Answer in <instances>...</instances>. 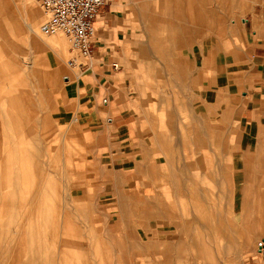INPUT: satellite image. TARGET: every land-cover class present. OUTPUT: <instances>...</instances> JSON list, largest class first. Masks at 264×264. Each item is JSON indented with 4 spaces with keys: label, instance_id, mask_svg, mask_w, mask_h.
I'll list each match as a JSON object with an SVG mask.
<instances>
[{
    "label": "rangeland",
    "instance_id": "obj_1",
    "mask_svg": "<svg viewBox=\"0 0 264 264\" xmlns=\"http://www.w3.org/2000/svg\"><path fill=\"white\" fill-rule=\"evenodd\" d=\"M27 4L38 10L42 27L47 15L34 0H0L1 263H12L20 243L24 244L23 262L20 258L18 264H30L28 257L33 252L43 264H63L66 259L72 264H158L164 258L153 256L155 251L151 248L143 250L145 241L153 246L157 241L179 237L190 246L194 244L192 235H197L208 244V253L212 256L194 258L192 254L197 249L189 247L186 255L175 257L172 264H234V256L250 246L244 217L248 200L256 192L264 191V187L252 182L264 181V178L230 177L228 187V183L223 182L228 179L216 178L212 172L216 170L213 166L216 157L226 155L233 160L234 168H240L245 156L253 159L251 173L264 175V118L261 130L256 128L251 121L253 113H248L252 104L243 102L251 99L252 91L247 93L241 84L249 80L254 87L258 82L251 60L247 64L244 52L247 45L258 46V40L254 44L247 42L256 40L255 35L264 40V19L257 28L248 27L251 15L264 14V0H179L177 16L173 8L165 5V0H105L96 19L101 18L111 27L113 19L107 15L113 12L120 18L119 25L111 37L108 32L100 34L102 43L98 45L95 44L98 34L96 32L94 38L93 31L95 48L86 60L70 52L69 43L61 34L55 36L63 39L62 51L49 43L47 46L35 43L37 40L28 30L16 32L18 26L23 28V18L27 19L24 14ZM114 4L118 5L116 9H113ZM192 9L199 15L209 16V26L199 28L197 17H186L185 10ZM161 10L166 16L159 18ZM147 16L153 19V25H145ZM159 19L167 21L168 25L197 31L180 44L167 43L168 60H182L185 66V80L179 81L176 87L168 79L172 72L170 62L161 59L153 49L156 39L147 40L151 30L158 31ZM3 21L9 27L13 24L12 32L5 33ZM258 47L264 48V42ZM251 50L255 56L264 58V50ZM60 55L62 59H58ZM71 58L77 61L68 66ZM86 66L90 68L85 70ZM75 68L83 76L82 80H87L89 75L93 79L88 83L81 81L77 86L69 76ZM123 72L137 78L131 83L138 85V90L127 88L129 81L125 74L117 77ZM224 86L229 87V92L223 90ZM200 93L209 109H216L215 113L208 111L204 125L198 114L204 109L196 98ZM22 95L30 105L21 102ZM246 95L249 96L243 98ZM11 97L18 102L16 106H10ZM260 102L264 117V91ZM167 109L171 123L173 115L181 118L177 136L173 138L181 144L165 146L170 149V166L165 164L161 169L159 161L151 163L156 171L167 174L171 168L184 167L182 198L177 197L170 186L153 182L156 171L149 167L133 170L142 159L157 156V151L144 139L143 129L161 125V129L168 132L172 124H168V117L164 116ZM131 110L143 116L145 124L136 122L134 115L129 114ZM225 113L229 117L226 120ZM236 114L239 117L230 119ZM123 140L126 146L134 148V153L128 148L121 150ZM257 140L261 141V146H257ZM248 147L251 155L246 153ZM201 156L214 159L201 161L202 171L189 163V159ZM127 159L128 164L122 162ZM154 199H161L174 208L163 214L159 219L162 221L150 215L156 212L154 206L158 205ZM48 200L53 204L51 209H47ZM141 200L147 206L145 218L137 217ZM150 202L152 206L148 205ZM9 205L13 206L11 210ZM25 206L30 209V216L25 215ZM53 210L54 218H51ZM202 211L204 217L200 218ZM64 220L70 221L74 231L63 232ZM143 222L147 239L141 232ZM172 222H180L181 229L188 232L177 233L170 225ZM163 223L168 227L163 228ZM19 226L21 232L16 230ZM25 226L29 228L24 230ZM36 246L38 251H34ZM65 249L66 256H61L59 250ZM106 251L108 257L104 254Z\"/></svg>",
    "mask_w": 264,
    "mask_h": 264
},
{
    "label": "crops",
    "instance_id": "obj_2",
    "mask_svg": "<svg viewBox=\"0 0 264 264\" xmlns=\"http://www.w3.org/2000/svg\"><path fill=\"white\" fill-rule=\"evenodd\" d=\"M178 2H179V0H165V5L168 4L170 6V9L173 8L175 16H177V14H178L177 13L178 10L176 7V6H178ZM116 7H118V5L114 4L113 9H116ZM162 11L163 10H161V12ZM185 13H186L185 16L187 15L186 17H190V18L197 17L196 23L199 26V28H202L203 25L209 26V16H206L204 14L199 15L198 13H195L194 9H192L189 12H187L185 10ZM163 15H165V13L162 12L160 14V16H158V17L162 18ZM107 16H110L113 19L111 27L106 26L105 23L101 20V18H98V20L95 19V21L93 23V28H95V34H96V32L98 34V37L95 40L96 45L102 43V41L100 39V34H102L103 32H108L110 34V36L108 35V37H111L119 25V21H120L119 19L120 18H118L115 13L111 12V14H109ZM170 17L172 18V14L170 15ZM263 19H264V14L262 12H260L256 15H251L252 21L251 20L249 21L248 27L250 29H251V27L257 28L258 24L261 23L263 21ZM147 24L148 25L154 24L153 19L149 16H147L145 25H147ZM157 24H158V31L155 32L154 30H151L152 33H150L148 35L147 40L153 42V40L156 39L155 45L153 46V49L155 51L157 50L161 59L170 62V65L172 66V69H171L172 72L170 73V75H168V79L170 82L173 83L174 87H176L177 83L179 81L185 80V75H186V72H184L185 66L182 63V60L180 61L176 58H171V61L168 60L170 57L165 55V49L167 48V43H171V44H175V45L180 44L184 41V39L189 40L191 38L192 34L197 33V31H194L193 29H182L176 25H168L167 21L163 22L162 19H159ZM155 33H157V34H155ZM198 33H199V31H198ZM200 33H201V31H200ZM255 37H256V40L255 39L251 40V41L248 40L247 42L254 44V42H257V40H258V46L264 42V40L263 39L261 40V37L258 34L255 35ZM94 38H95V35H94ZM125 43L126 42H124L123 44H125ZM258 46L257 45H247L245 52H244L247 64L251 60L250 62H251L252 68L254 69L253 73H255L254 76H256L255 78H256V81H258V82L255 84L256 86H254V87L250 85L249 80L248 81L245 80V82H242L241 84L243 87H246L247 93L249 90L252 91L251 99L250 100L244 99L243 102L245 101V103H247V104H248V102L252 104V107H251L252 109H250L248 111V113L249 112L253 113L251 116V121L254 123L256 128H258V129L260 128V130H261V125H262V121L264 118L263 113L261 111V105H263V104H260L261 103L260 102V95H261L262 91H264V58L263 57L260 58L258 55L255 56V54L251 50V48L258 49V50H264L263 47H258ZM93 48H95L94 44H93ZM76 57H78V56H76ZM79 59H83V58L79 57ZM83 60H86V59H83ZM76 61H77V59L75 60V62ZM77 66H79V65H77ZM80 68H84V67L81 66ZM89 68L90 67L86 66L85 70H88ZM122 74H125L127 76L126 78H128L129 85L127 86V88H134V89L138 90V88H139L138 85H134L131 83V81H133V80L135 81L137 78L133 75L128 76L125 72L121 73L120 75H117V77L119 78ZM69 76H70V78L72 77L76 81L77 86L79 84H81V81H85V83L86 82L88 83L91 79H93V76L89 75L87 77L88 78L87 80L86 79L82 80L83 76H80V73L76 68L74 70H72V76L71 75H69ZM65 79H67V78L65 77ZM47 83L49 84L48 79H47ZM228 89H229L228 86L223 87V90H225V92H229ZM13 92H14V90L11 91V93H13ZM248 96L249 95L243 96V98H247ZM15 97H16V99H18V95H15ZM19 98H20L22 103L30 105V102L28 101V99H25L23 95H22V97L20 96ZM196 98H198L197 99L198 103H201V105L204 106V109H201L198 111L199 112L198 114L200 116V120L202 121V124L204 125L205 123H207L206 114L208 113V111L215 113L216 109H214V108L209 109V107H208L209 105H207V101H206V99H204L202 97L201 93L198 96H196ZM131 100H132V102H134L133 97ZM195 102H196V100H195ZM9 104L11 107H13V106H16L18 104V102L15 101L14 98L11 97V101H9ZM254 104L257 105L256 109L253 108L255 106ZM4 105H7V102H4ZM129 114L134 115L136 122L142 121V123L145 124V122H144L145 118L143 116H139L137 114L136 110H133V111L131 110L129 112ZM164 116L168 117L167 123L172 124L171 128L169 127L168 132L162 130L161 125H158L157 128H155L154 126L149 128L147 125H144V126H147V127H144V129H143L144 139H147L149 141V144H151L153 146V150L157 151V156L154 158H151V160L144 158L141 160L142 162L140 164L134 165L133 170H135L136 172L138 170L141 171L145 167H149L152 171H156V167L153 163H151V161H154V162L159 161V168H161V166H162L161 169L164 168L165 164L170 166V164L168 163V162H170L169 157L171 156L169 148H171V146L178 145L179 143L181 144V142H179V141H175V142L173 141L174 136H175V138L177 136V129H178L177 125H178V121H181V118H179V115L177 118H175V116L173 115L172 117H174V120L171 123V120H170L171 114H170V111L168 109L165 110ZM223 117L225 118V120L229 118L227 113H225L223 115ZM235 117H239V115L236 114L234 116H230V119H234ZM109 126H111V128H113V129H115L111 123H109ZM231 127L234 128V125ZM169 130H171L172 132H170ZM147 132L149 134H147ZM260 132H262V131H260ZM258 135H259V132L257 133V136ZM123 141H124V145H123V148L121 150L123 151V149L128 148V149H130V151L132 153H134L133 152V151H135L134 148L132 149L131 146H126L125 145L126 140H123ZM123 141H118V143H120V142L123 143ZM166 145H168L169 148H165ZM259 145L261 146L262 143H261V141L257 140V146H259ZM141 147H143V146H141ZM249 148L250 147L246 148V150H247L246 153H248V155H251L252 152L249 151ZM120 151H118V152H120ZM256 152H257V150H256ZM132 159L133 158H130V160H132ZM130 160L127 159V160H123L122 162H125V161L128 162ZM145 160H148V161H145ZM210 160H214V159H212V158L206 159L205 157L201 156L200 158L195 159V160L189 159V163L195 169L202 171L203 166L201 165L200 162L201 161H210ZM241 160H242L243 165L240 168L239 167L234 168V162L230 157H227L226 155H223V156L221 155L220 157H216L214 160L216 162L213 165L216 168V170H214L212 172V175L216 178L220 177L221 179L222 178L228 179L227 181H223L225 183L226 182L228 183V187H230V184H231L230 183V181H231L230 177H233V178H245V177L264 178V175L256 174V172L251 173L252 172L251 169L253 167L251 164L252 160H253L252 157L246 158L244 156ZM165 161H167V162H165ZM128 163H126V164H128ZM183 168L184 167L177 168V169L171 168V172H170L171 174L156 171V174H155L156 177L153 180V182H160V183H163L165 185L170 186L173 189L172 191L177 195V197L182 198L184 196L182 184H183V182H185L183 180L184 179L183 178ZM232 172H234L233 176H231ZM235 173H237V174H235ZM245 173H247V174H245ZM216 183L218 184V179L216 180ZM233 183L234 184L238 183V181H235V182L233 181ZM252 184L255 186H258V187H260V186L264 187V181H255V182H252ZM249 185H251V182H249ZM228 193L230 195L229 201H231L232 200L231 189L228 190ZM196 195H197V193H196ZM202 195H203V197H202L201 201L203 204L205 201V196H204L203 192H202ZM195 196H194V200H195ZM141 201H140L142 204L141 207L137 206V208L140 211V212L138 211L139 213H137V215H138L137 217L138 218H145L147 215V206L145 205L144 200H141ZM154 201L157 202L158 205L154 206V208L156 209V212H154V214L151 213L150 215L153 216L154 218H156L157 220L162 219L163 214L166 215V214H168L169 210L173 211V209H174L173 206L170 207L169 205H166L165 202L161 199H154ZM192 201H193V195H192ZM248 201H249V204H248V208L247 207L245 208L246 211H245L244 217H245V224H247L246 226H247V232H248V238L250 241V246H248V248H245V251L239 252L238 254H236L234 256V258H236V261L234 262V264H264V191L263 192H261V191L256 192L255 194H253V196H250ZM151 203L152 202L148 203V205L152 206ZM127 209H128V207H127ZM202 209H204V207ZM120 215L122 216L121 212H120ZM198 216H200V218H203L204 217L203 211H202L201 215H198ZM218 218H220L219 214L217 215V221H218ZM185 220L188 222L187 219H185ZM159 221H162V220H159ZM179 223L180 222H178V223L172 222V224H170V223L169 224L173 225L175 227L177 233L188 232L187 229H181ZM142 225H143V228H142L141 232L143 233V235H145V237L147 239L146 228H145L146 223L143 222ZM161 225L163 226V228L168 227L164 223ZM139 238H140V240H142L141 237H139ZM191 238H192L191 242H194V244L190 245V246L186 245L185 242H183L178 237V238H175V240L172 239V240L161 241V242L157 241L156 244L153 246H150L145 241L142 249L145 250L147 248H151L152 250L155 251V255H153V256H156V254H157L158 256L163 257L164 258L163 261H161V263H158V264H172L173 259L175 257H181V256L186 255L187 249H190V248L191 249H197L196 251H193L192 257H194V258H200L203 256H206V257L212 256V254L208 253V244L206 242H203L204 241L203 239H198L197 235H196V237H194V235H192ZM169 239H171V238H169ZM252 243L255 245V249L253 248L254 245L251 246ZM100 249L101 248L98 247V251H100ZM105 250H107V249H105ZM100 254H101V256L103 255L102 253H100ZM104 254L108 257L107 251ZM141 255H143V253Z\"/></svg>",
    "mask_w": 264,
    "mask_h": 264
},
{
    "label": "built area",
    "instance_id": "obj_3",
    "mask_svg": "<svg viewBox=\"0 0 264 264\" xmlns=\"http://www.w3.org/2000/svg\"><path fill=\"white\" fill-rule=\"evenodd\" d=\"M39 4L47 20L41 27L43 37L63 35L70 52L80 58H89L93 53V23L105 5V0H34ZM75 59L67 61L74 65ZM115 67V66H113Z\"/></svg>",
    "mask_w": 264,
    "mask_h": 264
},
{
    "label": "bare ground",
    "instance_id": "obj_4",
    "mask_svg": "<svg viewBox=\"0 0 264 264\" xmlns=\"http://www.w3.org/2000/svg\"><path fill=\"white\" fill-rule=\"evenodd\" d=\"M34 5V4H33ZM35 6V5H34ZM24 14L26 15V18L27 19H25V18H23V28H19V26H18V28L16 29V32H18V33H24L26 30H28L27 32H31V34L33 35V37H34V40H37V41H34L35 43H42L43 45H46V43L48 44L49 43V45H51V46H53L54 48H60L61 49V51H62V42H63V39H62V37L61 36H55V37H53V38H51V39H49V40H45L44 38H43V36H41V33H40V31H39V27H40V30H41V26L39 25L40 24V17H39V14H38V10L36 9V8H33L32 6H30V4L28 5L27 4V6H25V10H24ZM46 21H44V23H45ZM44 23H43V25H44ZM13 24H11V26H12ZM16 25V24H15ZM42 25V26H43ZM11 26L9 27V25H7V22H4L3 21V25H2V29H5V33H10V32H12L11 31ZM1 29V28H0ZM93 31H94V35H95V28H93ZM19 37V36H18ZM18 37H17V40H18ZM10 40H11V38L10 37H8L7 38V41L8 42H10ZM47 46V45H46ZM62 55V54H61ZM61 55H60V58L59 59H62L63 58V56H62V58H61ZM66 57V56H65ZM83 59H86V58H83ZM31 62V61H30ZM75 62V61H74ZM27 65V64H26ZM74 73V72H73ZM9 112H11V111H9ZM14 113V112H13ZM11 119V118H10ZM13 119V118H12ZM17 121V120H16ZM12 124V123H11ZM18 128V127H17ZM20 128V127H19ZM14 131V130H13ZM17 133V132H16ZM24 133V132H23ZM21 134V133H20ZM19 134V135H20ZM0 136H1V134H0ZM20 138V137H19ZM17 141V140H16ZM19 141V140H18ZM20 142V141H19ZM19 142H17V143H19ZM26 142L27 141H25V139H24V143L26 144ZM18 145H20L21 146V144H17L16 146H18ZM17 148V147H16ZM17 150H19L18 152H20V149L18 148ZM16 150V151H17ZM23 151V150H22ZM25 154V153H24ZM26 154H27V152H26ZM42 190V189H41ZM10 191V190H9ZM1 192V191H0ZM8 192V191H7ZM17 192V191H16ZM39 192V191H38ZM37 192V193H38ZM45 192V191H44ZM11 194V193H10ZM9 194V196H11ZM13 194V193H12ZM40 194H41V192H40ZM40 194H39V196H40ZM49 194L51 195V193L49 192ZM8 196V197H9ZM14 196V195H13ZM38 196V197H39ZM17 198H19L18 196H17ZM24 199V198H23ZM49 199V198H48ZM7 200V199H6ZM5 200V201H6ZM3 201H4V199H3ZM12 201V200H11ZM17 202H18V200L15 202L16 204H17ZM27 203V202H26ZM49 203V200H48V202H47V204ZM4 204V203H3ZM42 205V204H41ZM41 205L39 206V207H41ZM53 205V204H52ZM51 203H49V205L47 206L48 208L47 209H51ZM18 206V205H17ZM4 207V206H3ZM9 208H10V210L13 208V206H8ZM19 207V206H18ZM27 206H25V208H26ZM33 208H36V206L35 207H33ZM38 208V207H37ZM5 209H6V207H5ZM17 209V208H16ZM39 209V208H38ZM29 210L30 209H28V207H27V211H26V213H25V215H29L30 216V214H28V213H30L29 212ZM37 210V209H36ZM42 210V209H41ZM44 210V209H43ZM18 211V210H17ZM23 211H25V209H23ZM31 211H33V210H31ZM2 212H4V210L2 211ZM14 213V212H13ZM48 213V212H47ZM51 213V212H50ZM10 214V213H9ZM9 214H8V216H9ZM20 214V213H19ZM52 214V213H51ZM56 214V213H55ZM45 215H47V214H45ZM7 216V217H8ZM12 216V215H11ZM49 216V215H48ZM25 217H27V216H25ZM37 217V216H36ZM46 216H44V218H45ZM51 218H54V210H53V214H52V216H51ZM66 218V217H65ZM7 219V218H6ZM18 219H20V218H18ZM22 219H23V221L24 220H26V219H24V217H22ZM49 219V218H48ZM1 220V219H0ZM19 221V220H18ZM22 221V222H23ZM28 222H29V220H27ZM52 221H53V219H52ZM54 221H55V219H54ZM1 222V221H0ZM24 222H26V221H24ZM44 222H47V221H44ZM5 223V222H4ZM43 223V222H42ZM54 223V222H53ZM16 224V223H15ZM22 224V223H21ZM2 225V224H1ZM6 225V224H5ZM27 225H28V223H27ZM13 226V225H12ZM17 226V225H16ZM15 226V227H16ZM21 226V225H20ZM19 226V229H16V230H19L20 231V229H21V227ZM23 226H24V224H23ZM22 226V227H23ZM2 227H3V225H2ZM26 228H24V230L25 229H28L27 228V226H25ZM4 228H5V226H4ZM74 227H72L71 226V224H70V221L69 220H64V222H63V232H66V231H74ZM14 230H15V228H14ZM31 230V229H30ZM27 231V230H26ZM33 231V230H32ZM14 233H15V231H13ZM21 232V231H20ZM10 233H11V231H10ZM16 233H18V232H16ZM29 233H31V231L29 232ZM20 235H22V234H20ZM19 235V236H20ZM26 235V234H25ZM24 235V236H25ZM10 236V235H9ZM13 237V236H12ZM21 237V236H20ZM25 237H29L28 235L27 236H25ZM34 238V237H33ZM9 239V238H8ZM14 239V238H13ZM16 239V238H15ZM20 239V238H19ZM29 239V238H28ZM24 240V239H23ZM21 241V240H20ZM24 241H26V238H25V240ZM9 242V241H8ZM18 242V241H17ZM29 242V241H28ZM39 242V241H38ZM7 243V242H6ZM5 243V244H6ZM26 243H27V241H26ZM9 244V243H8ZM7 244V245H8ZM35 244V243H34ZM31 245V244H30ZM36 245V244H35ZM34 245V246H35ZM5 246V245H4ZM3 246V247H4ZM10 246V245H9ZM8 246V247H9ZM11 246H13V245H11ZM40 246H41V243H40ZM43 246V245H42ZM26 247H27V245H26ZM10 248V247H9ZM24 248V244L22 245V244H18L17 245V250H16V252H15V256H14V258H13V261H12V263L11 264H18L19 263V261L20 260H22V257H23V249ZM4 249H6L5 247H4ZM14 249H15V247H14ZM43 249V248H42ZM3 250V249H2ZM7 250V249H6ZM29 250H30V248H29ZM33 250V249H32ZM31 250V251H32ZM38 251L39 249L37 248V246H36V249H34V251ZM44 251V250H43ZM42 251V252H43ZM14 252V251H13ZM33 252V251H32ZM66 252H67V249H65V250H59V253H60V255L61 256H66ZM3 253V252H2ZM8 253V252H7ZM4 254V253H3ZM13 255H14V253H12ZM31 254V253H30ZM42 254V253H41ZM12 255V256H13ZM22 256V257H21ZM26 257H28V254H26L25 255ZM2 258V257H1ZM5 258V257H4ZM21 258V259H20ZM29 258V262H27V263H30V264H41L42 262H40V260L38 259L39 257H35L34 256V252H33V254H31L30 255V257H28ZM77 258V257H76ZM20 259V260H19ZM77 261V260H76ZM75 261V262H76ZM10 262V261H9ZM22 262H23V260H22ZM60 262V261H59ZM0 263H1V261H0ZM2 264V263H1ZM25 264V263H24ZM43 264V263H42ZM63 264H72V262H67V259L65 260V262H63Z\"/></svg>",
    "mask_w": 264,
    "mask_h": 264
}]
</instances>
